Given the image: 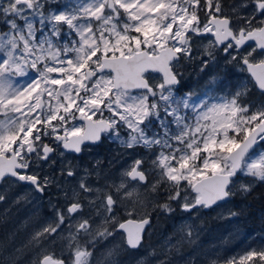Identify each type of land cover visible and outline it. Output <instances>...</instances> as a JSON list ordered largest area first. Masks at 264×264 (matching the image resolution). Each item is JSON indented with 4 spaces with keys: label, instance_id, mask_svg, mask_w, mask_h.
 I'll return each instance as SVG.
<instances>
[{
    "label": "snow or ice",
    "instance_id": "1",
    "mask_svg": "<svg viewBox=\"0 0 264 264\" xmlns=\"http://www.w3.org/2000/svg\"><path fill=\"white\" fill-rule=\"evenodd\" d=\"M0 25V182L47 195L56 181L41 175L44 168L102 134L148 153L118 184L94 187L85 169L63 190V204L49 201L53 219L34 239L54 241L67 231V244L59 255L41 248L32 264H117L112 250L97 256V245L113 234L114 209L142 202L141 188L157 198L163 188L156 210L172 213L175 203L191 214L229 202L240 173L264 181V101L246 102L247 85L220 96L178 94L181 62L194 58L199 43L208 57L202 71L222 51L264 96V0H0ZM59 171L79 175L70 162ZM85 207L103 220L85 216ZM150 222L146 213L128 231L130 248L141 246ZM226 264H264V249Z\"/></svg>",
    "mask_w": 264,
    "mask_h": 264
},
{
    "label": "flooded vegetation",
    "instance_id": "2",
    "mask_svg": "<svg viewBox=\"0 0 264 264\" xmlns=\"http://www.w3.org/2000/svg\"><path fill=\"white\" fill-rule=\"evenodd\" d=\"M226 2L228 4H232L234 0H226ZM199 45L200 44L197 43L196 47H198ZM204 59H208V57H204ZM198 63V59H194L192 61L183 60L181 62L182 66L180 67V72L182 73V79L179 85V95L191 93L196 96L207 93L211 96H216L223 92L227 94L228 92L235 91L237 87H240V89L243 90L242 86L247 85L248 92L245 95V100L247 102H257L258 100L264 99V96H262L259 91L255 98H252V91H256L257 89L256 87H254L255 83L253 82L251 76L247 73L246 67L242 68L241 65L236 64L235 62H227V60L225 59V54L222 51L216 54L215 62H209L208 67L204 68L203 71L201 70L202 67H200ZM218 71L224 72V75L222 76L218 73ZM148 75L156 77L157 81L162 78L160 74L149 73ZM236 76L238 78L237 82ZM221 82H223L222 85ZM221 88H223V91H220ZM121 134L123 136H127V132L125 130H121ZM82 149L83 150L79 154L65 152L64 157H60L57 154L54 157L57 163L51 168H44V171L41 173V175L46 174L45 170L48 169L52 173L51 176L55 178L56 184L61 185V188L58 189L56 184H54L51 188L48 189L47 195L39 196L38 194L33 193L30 188L14 184L11 181L0 182V195L4 197L3 200H0V210L6 207L5 210H2L0 212V231H24L25 227L18 228L17 226V219L19 215L25 216L29 212L38 215L40 213V208L43 213V217L41 218L40 222L38 224H35L32 221L28 225H32V227L39 226V228H42V226L46 225V223L50 222L53 219V212L52 208L50 207L49 201H51L53 204H56L58 201L60 204H63V190L67 189L70 191L71 186L69 181L73 179L67 177L62 178L60 176L59 169L62 163L67 164L68 162H70L76 168V171L79 173V175L74 179L82 176L81 173L84 174L85 169L89 170V172H91L90 176L94 178L100 172V170L102 171L108 167H110L111 169H124L127 166L126 164L131 163L134 158L147 156V152L143 148L128 149L123 146V144H121L118 140L110 138L107 134H102V137L99 141H86L82 146ZM53 169H55V171H53ZM96 179L97 180L93 183H91L90 181L89 182L92 185L98 186L110 185L108 183V179H105L104 176H96ZM15 194L18 195V199H21L18 202L20 206H18L19 204H16L13 200V196H16ZM165 195L166 194L164 193L163 188H161L158 200L156 198V195L154 194L155 201L153 202V204L145 206V212H143L142 210L139 212V214H128L124 209L125 205H120L116 208L117 217L121 221L119 224H124L126 226L131 222H141L142 219L145 218L146 213L150 215L151 222L150 225H146V228L142 234V243L139 248L132 249L127 245V234L125 232L126 229H120L118 221L116 220L117 223L112 229L114 230L113 234L99 242V244L97 245L96 253L106 250L105 247L112 244L116 236L122 239L124 243L123 245H119L116 248V245H114L113 248L109 249V251L112 250L115 252V255L113 256L114 258L120 257L121 260H125L130 258L131 255L133 256V254L140 253L145 246H148L153 241L154 235L151 229H154L157 222V202H165ZM30 197L33 200V203L31 205L28 204L30 202ZM38 202L40 208L38 207ZM176 209H178L177 204ZM176 212L177 210H175L174 215L176 214ZM88 215H92L96 222H100L103 220L102 216H96L95 210H92L90 208L87 209V216ZM161 215H163V213H161ZM7 217L10 218L9 221H7ZM105 227L112 228L110 224L105 225ZM200 232H205L201 238L202 243L209 248L214 247L216 237L214 235H211V231ZM251 232L255 234L264 233V231ZM65 237H67V235ZM65 237L61 239L60 236H58L54 241L41 239V244L47 251L55 252L57 255H59L61 251L65 249V246L67 244V240L65 239ZM182 244L183 247H188V243L183 242ZM232 253H235V251L230 252V254ZM65 255H67L66 251ZM221 255L222 254L220 252H214V254H212L211 256H207L205 259L201 260V264H213V262H215V264H226L229 258H226L224 260ZM25 258L26 257H23L21 259ZM1 261L3 262V260ZM194 264H200L199 258L195 257Z\"/></svg>",
    "mask_w": 264,
    "mask_h": 264
},
{
    "label": "rangeland",
    "instance_id": "3",
    "mask_svg": "<svg viewBox=\"0 0 264 264\" xmlns=\"http://www.w3.org/2000/svg\"><path fill=\"white\" fill-rule=\"evenodd\" d=\"M53 7H55V5H53ZM2 27L3 26L0 25V29H2ZM198 48H200V51L194 54V58L192 60L198 59L199 60L198 65L202 67L201 59H204V57L207 56L203 55V46L201 44L198 46ZM192 60H188V61H192ZM31 76H35V73H31L30 77ZM19 79L25 80L26 78H19ZM222 84L223 82H221V85ZM220 91H223V88H221ZM225 94L226 93L223 92L216 96L225 95ZM261 101H264V99L258 100L256 103H260ZM261 147H264V145H262ZM131 163L126 164L127 166L124 169H118V168L111 169L110 167L105 168L102 171L100 170V172L96 176H104L105 179H108L109 184L112 183L118 184L121 179V173L124 172L126 169H128ZM45 172L46 174L49 175L52 174L48 169H46ZM81 175H83V173H81ZM96 176L94 178L89 176L88 181L93 183L94 181L97 180ZM152 176H153L152 180L155 181L156 179L155 174L153 173ZM79 178L80 176L77 179H71L69 181L70 186L71 187L75 186ZM256 182L257 180H254L250 176H246L242 173L238 174L236 188L234 189L236 191L235 196H237L239 193L240 194L244 193L242 191H239V187L241 184L250 183L251 187H253L256 184ZM93 186L100 188L105 187L104 185L101 186L93 185ZM140 191L142 193V202L136 203L134 210H132L133 205L128 204L126 202L124 209L128 214H133V215L139 214V212L142 210L143 212H145L144 210L145 206L149 204H153V202L155 201L153 193L143 188H141ZM188 195H189V199H192L196 194L189 188ZM17 196L18 195L13 196V200L16 204H19L18 202L21 199H18ZM164 197H166V195ZM29 199L30 202L28 204L31 205L33 203V200L31 197ZM162 203L164 202L158 201L157 205ZM18 206H20V204ZM38 207H39V202H38ZM5 208L6 207L2 208L0 212L2 210H5ZM173 208L177 210L175 215H174L175 211L172 213H164L157 210L158 213L157 222L154 229L153 230L151 229L154 235L153 241L148 246H145L140 253L133 254V256L131 255V257L128 259L121 260L120 257H115V258L112 257L117 261V264H194L195 257L199 258L201 264L202 263L201 260L205 259L207 256H211L212 254H214V252L216 253L220 252L222 254L221 256L225 260L226 258L231 259L233 256H239L241 254H244L245 251L247 250L264 249V233L255 234L251 232V230L246 229L238 221L237 214L234 216L231 215V213H237L235 208V201L233 200V198H231V200L227 203H222L215 207L213 206L209 209L200 208L198 211H194L191 214L183 211L179 206L178 209H176L175 203H173ZM87 209L88 207L84 208L85 216H87ZM114 212H115L116 220L118 221L119 224L121 221L117 217L116 209H114ZM161 213H163V215H161ZM206 214L211 215L214 219H218L219 224L215 220L214 228H213L210 224L206 223V221L204 220ZM42 217H43V213L40 208V213L38 215H35L32 212L27 213L25 216L19 215L17 219V226L18 228L25 227L24 231H0V264H32L33 259L36 256V253L41 248H45V247H43V245L41 244L42 243L41 240L37 242L34 239L36 232L40 231L41 228H39V226L32 227V225H28V224L32 221L35 224H38ZM9 220L10 218L7 217V221ZM131 223L136 224L134 222ZM128 228H131V226H128L127 230ZM189 230H191L192 232V236L190 238L186 235V233ZM200 231H211V235H214L216 237L215 240L216 242L214 243L215 245L214 247L209 248L202 243L201 238L205 232L201 233ZM66 235H68L67 231L63 232L60 238L62 239ZM183 242L188 243V247H183L182 246ZM81 243H83V241H81ZM123 243L124 242L122 241V239L116 236L112 244L105 247L106 250L102 252L99 251L96 254L97 256L104 255L107 252H109V249L113 248L114 245H116L115 246L116 248L119 245H123ZM233 251H235V253L230 254V252ZM23 257L26 258L21 259ZM1 260H3V262Z\"/></svg>",
    "mask_w": 264,
    "mask_h": 264
},
{
    "label": "trees",
    "instance_id": "4",
    "mask_svg": "<svg viewBox=\"0 0 264 264\" xmlns=\"http://www.w3.org/2000/svg\"><path fill=\"white\" fill-rule=\"evenodd\" d=\"M222 76L224 72H219ZM238 78L236 76V82ZM253 96L258 94V90L252 91ZM245 100L246 97L244 96ZM235 201V208L238 221L251 231H264V181L257 180L256 184L251 187L250 191L238 194L232 197ZM204 220L214 228L215 220L211 215L206 214Z\"/></svg>",
    "mask_w": 264,
    "mask_h": 264
},
{
    "label": "bare ground",
    "instance_id": "5",
    "mask_svg": "<svg viewBox=\"0 0 264 264\" xmlns=\"http://www.w3.org/2000/svg\"><path fill=\"white\" fill-rule=\"evenodd\" d=\"M151 73H154V72H151ZM247 73L251 76V74L247 71ZM154 74H160V73H154ZM161 75V74H160ZM162 76V75H161ZM251 78H252V80H253V82L255 83V80H254V78L251 76ZM257 89V88H256ZM258 90V89H257ZM259 91V90H258ZM224 203V202H223ZM220 204H222V203H220ZM220 204H218V205H220ZM215 206H217V205H215ZM214 206V207H215ZM211 208V207H210ZM206 209V208H205ZM209 209V208H208ZM129 224H131V225H129ZM127 226H126V231H136L137 230V224H132V223H129ZM128 226H131V228H128V230H127V227Z\"/></svg>",
    "mask_w": 264,
    "mask_h": 264
},
{
    "label": "water",
    "instance_id": "6",
    "mask_svg": "<svg viewBox=\"0 0 264 264\" xmlns=\"http://www.w3.org/2000/svg\"><path fill=\"white\" fill-rule=\"evenodd\" d=\"M154 73H156V72H154ZM249 73H250V72H249ZM160 74H161V73H160ZM250 74H251V73H250ZM161 75H162V74H161ZM133 91H135V90H133ZM220 203H223V202H220ZM220 203H218V204H220ZM213 206H215V205H213ZM213 206H212V207H213ZM206 209H208V208H206ZM134 223H136L137 225H139L141 222H134ZM145 228H146V225L144 226L141 235L143 234ZM125 232H126V234L128 235V231H125ZM133 232H135V231H133Z\"/></svg>",
    "mask_w": 264,
    "mask_h": 264
}]
</instances>
